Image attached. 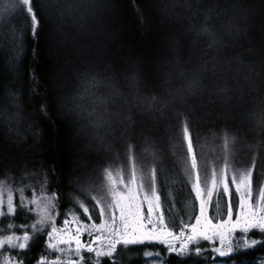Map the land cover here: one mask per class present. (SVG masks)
<instances>
[{
    "label": "trees",
    "instance_id": "16d2710c",
    "mask_svg": "<svg viewBox=\"0 0 264 264\" xmlns=\"http://www.w3.org/2000/svg\"><path fill=\"white\" fill-rule=\"evenodd\" d=\"M44 3L62 7L60 20L44 16L37 41L25 35L26 53L17 66L7 69L0 60V188L17 209L0 216V235L22 234L8 224L36 223L39 206L19 207L35 196L55 193V227L70 213L82 214L78 201L96 213L92 196L98 181L88 187L83 180L87 169L105 161L95 153V143L79 142L85 128L89 135L141 140L133 150L151 155L144 171L148 175L156 168L160 202L166 221L173 224L191 221L198 207L184 161L162 170L168 157L173 163L180 156L183 160L177 125L184 116L198 158L209 169L222 165L225 131L242 152L235 150L227 175L247 167L257 149L264 157V0H33L38 19ZM196 80L195 95H181ZM5 118L15 122L18 137L9 134ZM119 162L106 168L126 167V157ZM260 165L254 181L264 177V161L262 169ZM229 186L234 192L230 181ZM229 203L234 214L235 197L215 190L209 219L224 220ZM48 231L45 226L35 233L26 254L17 259L37 264ZM145 251L158 252L162 264L222 259L210 250L198 256L165 255L163 246L144 243L125 247L102 264H119L122 255L140 259ZM257 253H264V243L223 259L251 263Z\"/></svg>",
    "mask_w": 264,
    "mask_h": 264
},
{
    "label": "snow or ice",
    "instance_id": "6c2138e0",
    "mask_svg": "<svg viewBox=\"0 0 264 264\" xmlns=\"http://www.w3.org/2000/svg\"><path fill=\"white\" fill-rule=\"evenodd\" d=\"M21 6V10L26 14L24 21V28L30 34L31 39L37 41L38 32L42 28V21L44 16L40 19L37 18V12L33 8V0H16ZM49 7L44 3L41 5V9ZM53 30L58 31L55 25H52ZM207 32V29H204ZM199 86V81H193L188 84L183 92H187L190 95H195L194 88ZM180 91V90H178ZM156 98L153 97V100ZM183 102V101H182ZM182 115V114H181ZM179 142L183 147L182 157L185 163V171L187 172L192 190L196 194V198L200 201L199 212L200 215L195 217V224H183V228L179 230V235L173 231L174 224L166 221L165 209L162 208L160 202V196L156 189V168H152L148 172L147 183L143 180L137 179V167L136 157L133 151V145L129 143L126 147V167L125 171L128 175L119 176V179L113 178V172L110 169H104L103 176L106 178L107 193L106 196L99 198L93 197L95 204L93 209H98L97 218H103V222L96 224L95 222L90 225L82 222L77 223L75 231L72 232L70 225L76 219H65L64 227L58 229L54 226V217L51 209L55 208L53 200L55 199V193L51 195H44L43 197L35 196L28 201H21L19 207H27V204L37 205L40 208L39 219L33 225H13L8 224L9 229L13 227L21 228L22 234L6 235L0 238V264H23V260H18L17 257L29 248L30 241L37 232H42L44 227L47 226L50 231L45 233L46 249L45 253H42L37 259V264H62L59 257L49 260V250L54 252L64 253L65 248L60 245L69 246L68 251L74 252L78 257L76 260L69 259L67 264H84L85 257L83 252L94 253L97 259L95 261L89 257L90 264H100L99 257L108 256L111 257L116 250L117 244H136L144 243L145 241H158L162 244L168 245V251L170 252H184L188 248L189 243L196 240L197 236H201L204 239H209L207 235L208 230H215L225 228L230 225L231 229L239 226L241 222L244 224L243 231L248 232L250 229H258L264 234V177L258 176L256 181L253 180V173L257 169V161L253 157L247 167L241 170L236 168L234 174L231 177V185L234 186V192L230 190L229 178L227 176L228 170L233 167L232 158L234 156V144L235 137L228 132H224L221 136V152H222V165L214 166L211 169L204 166L201 160L198 158L199 153L196 151L193 145V137L190 129V121L186 116L178 121ZM111 146H109L110 148ZM201 170H203V179L201 177ZM209 182L211 186L209 187ZM47 181L45 180V185ZM223 194L229 197H235V203L240 211V218H238L233 224L232 221V204L229 203L227 209L228 220L221 224L213 225L211 220L206 216V205L211 200L213 191L221 189ZM23 192V189L19 190ZM45 191V187H41V192ZM106 197H111L107 199ZM207 199H206V198ZM82 208V214L88 217V220H92V213L90 209L82 202H77ZM4 202L0 201V205ZM146 208V215L144 209ZM16 206L13 204V197L8 196L6 205L3 209H0V216H7L9 214L16 213ZM31 211V209H29ZM117 212L119 215L117 216ZM203 218V227L202 220ZM119 220V224H117ZM190 228L191 235H187L186 239L180 244L179 249L172 243V241L179 240L185 236L184 229ZM93 236L91 242L84 243L81 240V236L84 234ZM117 237L108 245V251L105 252L101 248L96 250L93 247L94 244L99 245L102 239H106L107 235ZM66 236V238H65ZM75 247H70L72 244ZM257 243H264V241L251 240L248 246L255 245ZM5 249H12L14 252L6 254ZM232 249L229 248V251ZM199 251V250H197ZM216 251L221 255L226 253L217 248Z\"/></svg>",
    "mask_w": 264,
    "mask_h": 264
},
{
    "label": "rangeland",
    "instance_id": "374dc122",
    "mask_svg": "<svg viewBox=\"0 0 264 264\" xmlns=\"http://www.w3.org/2000/svg\"><path fill=\"white\" fill-rule=\"evenodd\" d=\"M22 13L23 12L21 10V7L16 2V0H0V16L6 15L7 19H8L10 16H12L14 14H17L16 16L20 17L22 19V25L23 26L21 24L16 23V24L19 25V27H18V29L16 31V36H17V38L19 40L23 39L24 32H25V28H24V21L25 20H23L24 19L23 18L24 15ZM6 31H8L7 28H6ZM9 36L11 37V38H9L10 41H13V39H15V37H13L11 35H9ZM13 54H18V53L17 52H13ZM105 137H107V138L105 139ZM89 138H90L89 140L92 141L93 143L103 142V141L104 142H110V135H108V134H105V135H102V136H93V137L91 136ZM133 151H134V154H135V157H136V161L135 162H136V167H137V179L138 180H143L145 183H147V176L148 175L146 174V172L144 170L148 168V164L150 163L149 156H151V155L149 153L144 152V151H142V152L141 151H137V150H133ZM102 156H103L102 157L103 161L107 160V159H110V158L112 159L113 156H114L113 155V151H110V152H108V154L106 153L105 156L104 155H102ZM122 160H123V158L118 159V160H112V162H114V161H117V162L120 161L121 162ZM120 162H119L118 165H121ZM260 168L262 169L261 165H260ZM109 169L113 172V178L114 179H119V176H125L126 177L128 175V173L125 171V168L116 167L114 169H112V168H109ZM87 170H88V174H90L91 171H92V170L90 171V169H87ZM118 172H119V176L117 175ZM261 172H262V170L259 171V175H260ZM234 174H237V173L235 171H232V170L229 172V174L227 175L228 178H229V181H231V177ZM106 183H107L106 178H104V176L102 175L101 178L99 179L98 183H97V189H96V185H94V187H93V189H96V190H94L92 198L93 197L99 198L101 196H106V193H107V188L105 187ZM230 184H231V182H230ZM87 186L91 187L92 185H87ZM210 186H211V184L209 182V187ZM231 188L234 190V186L233 185H231ZM87 189H88L87 187L84 188L83 192H85ZM156 189H157V187H156ZM193 194H194V196L196 198V194H195L194 191H193ZM8 196H9L8 192L4 191V190H2L0 188V201L4 202L3 205H0V209H3V207L6 205ZM106 198L107 199H111V197H106ZM196 201L198 203V207H197L196 213H195L194 217L191 219V221H188L189 219H187L186 221H181L180 219L174 221L175 224H174V227H173V231L177 235H179V230L181 228H183V224H189V225L195 224V219L194 218L200 215V212H199L200 201L197 198H196ZM210 201L206 205V213H205L208 219H209V217H208V209H209ZM94 203H95V201H94ZM144 211H145V215H146L147 214L146 213V208L144 209ZM95 212H96L95 214H92V220L91 221L88 220V217L86 215H83V214L75 215V214L70 213L67 216L66 219L72 220L73 217L76 218L73 221V223L70 225L71 231L72 232L75 231V227L77 226V223H79V222H82V223L88 224V225H90L93 222H95L96 224L102 223L103 222V218H99V219L97 218L98 209H95ZM118 215H119V213L117 212V216ZM238 218H240V211H239V209L237 207L236 212L234 214H232V221L231 222L233 224H235V222H236V220ZM201 220H202L201 227H203V223H204L203 218H201ZM227 220H228V215L222 221H217V222L211 221V222H212L213 225H215V224H221V223H223L224 221H227ZM64 221H65V219L62 221L61 225L57 227L58 229H62L64 227ZM117 224H119V220H117ZM230 227H231L230 225H227V226H225V228L215 229V230H208L207 235L210 237L209 239H204L201 236H197L196 240L191 242V243H189L188 248L185 249V251L182 252V253H180V252H170V251H168V245L162 244V243H160L158 241H145L144 243H149V244L152 243V244L161 245V246H163L165 248V255L176 254V255H179L180 257H187V256L189 257L190 255L198 256L203 251L210 250V251L214 252L218 256V258H222V259H220L218 261H208V262H206L204 264H233V261H227V260H225L223 258H227L228 256H232V255L236 254L239 251L251 249L256 244L252 245V246H248L250 241L253 240V239L256 240V237L258 235L262 234V233L258 229H250L248 232H244L243 231V228H244L243 222H241V224L239 226L231 229V231H229ZM184 232H185V236L184 237H181L179 240L172 241V243L175 244V246L178 249L180 247V244L183 242V240L186 239L187 235H191L190 228L184 229ZM95 235H98V233H93V236H89V235H87L85 233L84 235L81 236V240L84 243L91 242L92 238ZM3 236H6V235H0V238H2ZM65 238H66V236H65ZM116 239H117V237H115V236L107 235L106 239H102V241H101V243L99 245L94 244L93 247L96 248V250H100L102 248L103 251L107 252L109 243L114 241V240H116ZM144 243H136V244H128V245H125V244H122V243L121 244H117L116 250H115V252H113L111 257L103 256V257H99L98 258L100 260V264L104 260L111 259L114 256L118 255L119 250H121V249H123V248H125L127 246L142 245ZM60 247L65 248V252L64 253H60V252H54V251L49 250V252H48L49 260H51L53 258H56V257H59V260L62 262V264H67V261L69 259L76 260L78 258L74 252L68 251L69 246L60 245ZM70 247L74 248L75 244L73 243ZM217 248L221 249V251L225 252L226 254L221 256L216 251ZM229 248H231L232 250L229 251ZM197 250H199V251H197ZM82 255L85 257L84 264H90V261L88 259L89 257H91L93 261H95L97 259V257H95L94 253H88V252H83L82 251ZM143 259H144V263L143 264H162V259H161L160 255L158 254V252L154 253L153 251H145L144 254H143ZM257 263L258 264H264V256H262L261 258H258L257 259Z\"/></svg>",
    "mask_w": 264,
    "mask_h": 264
},
{
    "label": "bare ground",
    "instance_id": "6f19581e",
    "mask_svg": "<svg viewBox=\"0 0 264 264\" xmlns=\"http://www.w3.org/2000/svg\"><path fill=\"white\" fill-rule=\"evenodd\" d=\"M35 1H40V0H35ZM50 1L53 2V0H50ZM61 13H63L62 7L57 6V4H55V6H50V7H47L46 9L40 10L38 17L40 19L41 16L43 15V16L51 18L57 22L58 20H60L59 16L61 15ZM22 14L24 15L23 20H25L26 14L24 12ZM16 15L17 14L12 15L8 19H7L6 15L0 16V54L3 56L0 60H1V63L3 64V66L7 69H8L9 64L10 65L16 64L15 66H17V63L21 60L22 55L26 53V46L24 45V43H25V39H26L25 35L28 32L25 29L24 36H23L22 40H19L17 38L16 31L19 27L18 24L22 25V19L20 17H17ZM45 21L46 20H43L42 23ZM16 23H18V24H16ZM6 28L8 29V31H6ZM9 35L15 37V39H13V41H10L9 38H11V37ZM13 52H17L18 54H13ZM3 121H4V124H7L6 126L8 128L9 134H11L13 138L18 137V132L16 131V128H14L15 122L14 121L8 122V119H6V118ZM88 132H90L89 129L85 128L84 131L82 132L81 136L78 137L79 142H82V140L87 141L88 139H90L89 137L95 136V134L89 135ZM86 133H88V134H86ZM106 138L107 137H105V139ZM129 143H131L133 146H138V145H140L141 140H138L136 138V136H133V135H120L119 136V135L113 134L110 136V144H109V142H104V141L103 142H96L94 144V147L96 149L95 153H97L100 156H102V155L105 156L106 153L108 154V152L113 151L114 156L112 159L110 158V159L104 160L105 162H103L102 164H99L96 167V169H93L91 171L90 174L85 175L84 176L85 179L83 178L84 179L83 184L92 185L93 183L99 181L101 173L104 171V169H106V166H108V164L112 162V160H118L121 158H125L126 157V155H125L126 154V147ZM238 144H241V143L238 142ZM109 146H111V147L109 148ZM235 150H237V153L240 156H242V154H241L242 152H240L238 150V148L235 147ZM262 151L263 150L257 149L255 152L258 153L257 157H256V161L259 162L263 166V161H264L263 158L264 157L262 156ZM77 157L78 156H75L74 160H77ZM180 159H181V156H180ZM180 159L178 161V158H175V163H173L174 162L173 157L172 158H169V157L166 158V160H163L162 170L163 171H170L171 168H173V169L178 168L181 165L182 161H184V160H180ZM94 179H96V180L93 181ZM256 240L257 241H263L264 239L262 238V235L260 234L256 237ZM258 244H260V243H257L256 245H258ZM243 251H245V250H243ZM262 256H264V253H257L254 256L255 260L252 261L251 263L252 264H258L257 259L261 258ZM118 260H119L118 261L119 264L120 263L121 264H143L144 263L143 258H140V259L135 258V259L130 260L129 258L125 257L124 255L120 256ZM206 262H208V260H204L203 262L191 260L190 263H188V264H204ZM251 263H248L247 261L240 262V264H251ZM233 264H239V263L237 261H233Z\"/></svg>",
    "mask_w": 264,
    "mask_h": 264
},
{
    "label": "water",
    "instance_id": "95a60500",
    "mask_svg": "<svg viewBox=\"0 0 264 264\" xmlns=\"http://www.w3.org/2000/svg\"><path fill=\"white\" fill-rule=\"evenodd\" d=\"M190 233H191V229H190ZM93 239V238H92Z\"/></svg>",
    "mask_w": 264,
    "mask_h": 264
}]
</instances>
